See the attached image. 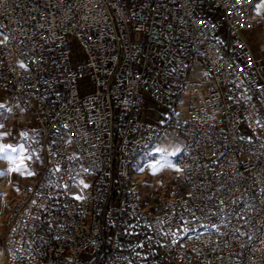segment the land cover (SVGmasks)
Here are the masks:
<instances>
[{"label":"built area","instance_id":"2783aa9c","mask_svg":"<svg viewBox=\"0 0 264 264\" xmlns=\"http://www.w3.org/2000/svg\"><path fill=\"white\" fill-rule=\"evenodd\" d=\"M253 6L0 0V92L36 134V175L5 213L0 264H264ZM172 129L181 171L143 188L153 161L136 167L138 155Z\"/></svg>","mask_w":264,"mask_h":264},{"label":"rangeland","instance_id":"374dc122","mask_svg":"<svg viewBox=\"0 0 264 264\" xmlns=\"http://www.w3.org/2000/svg\"><path fill=\"white\" fill-rule=\"evenodd\" d=\"M0 37H2L1 33ZM198 67V63L194 62L191 66V72H198ZM0 104L4 105V108L0 109V124H3V128H0V145H12L13 147L17 148L23 145L25 149L24 156L26 157L29 153L32 154V150L36 147V134L34 123L29 111L22 104L13 99L11 95L5 94L3 92H0ZM152 104L153 103H149V106H152ZM172 131L167 133L174 142V144L169 146L167 150L169 153L174 152L177 148L180 150L181 142L179 141L182 140L180 135H178L177 133H173ZM5 133L7 135H3ZM160 157L161 154L155 153L154 146L152 145L139 153L138 160L135 166L137 167L139 164L147 160H152V164H157V161L163 163ZM177 158L178 152L176 153V155H169L167 157V159L174 165L173 168H161L157 166V170L155 171V173H153V169L150 168V171H148L146 174L140 175V184L143 186V188L147 187L152 182L153 175L166 177V175L175 172V161ZM27 160L28 159H24V165L28 170H30L26 166ZM155 160L156 162H154ZM10 166L11 165L9 164V161L7 159H0V171H4ZM164 168L167 169L166 175L163 172ZM30 178L31 177L25 178L24 176L15 173H8L4 177L0 178V193H3V195H0V229L2 228V225L4 223L5 213L18 192L17 189L19 190L25 183L30 180ZM180 183H183L182 179H180Z\"/></svg>","mask_w":264,"mask_h":264},{"label":"snow or ice","instance_id":"6c2138e0","mask_svg":"<svg viewBox=\"0 0 264 264\" xmlns=\"http://www.w3.org/2000/svg\"><path fill=\"white\" fill-rule=\"evenodd\" d=\"M20 67H24V65L20 64ZM3 108H4V105L0 104V109H3ZM257 123H260V121H257ZM0 128H3V124H0ZM3 135H7V134L5 133ZM22 135H26V134H22ZM179 151L180 150L177 148L174 152L169 153L167 149L165 148H161V147L155 148L154 152L161 154L160 159L163 161V163H160V161H157V164L149 165V167L153 169V173H155V171L157 170V166L161 168L162 167L173 168L174 165L167 159V157L169 155H176V153ZM24 152H25V149L23 145H21L19 148L13 147L12 145H6V146L0 145V159H7L9 161V164L11 165L6 170L0 171V178L4 177L8 173L19 174L21 176H24L25 178L33 177L36 175L35 172L28 170L24 165V159H29V160L32 159V154L29 153L25 157ZM175 170L178 172L181 171V169L179 168H175ZM56 171H59V169H56ZM141 171H143V169H141ZM80 183L83 185L84 188L89 187V185H87L83 181H80ZM0 195H3V193H0ZM73 198L76 200L82 199V197L79 195H76ZM33 203H35V201H33ZM173 235L175 234L173 233Z\"/></svg>","mask_w":264,"mask_h":264},{"label":"crops","instance_id":"0c3cea01","mask_svg":"<svg viewBox=\"0 0 264 264\" xmlns=\"http://www.w3.org/2000/svg\"><path fill=\"white\" fill-rule=\"evenodd\" d=\"M250 18L253 22V26L251 29L245 31L244 35L248 43L252 47L253 51L264 59V0H254V6L251 10ZM172 132L177 133L176 131H172ZM166 138L171 139V137H169V134L167 133L161 135L153 144L154 149L157 147H161L168 150L169 145L167 146L164 145Z\"/></svg>","mask_w":264,"mask_h":264},{"label":"bare ground","instance_id":"6f19581e","mask_svg":"<svg viewBox=\"0 0 264 264\" xmlns=\"http://www.w3.org/2000/svg\"><path fill=\"white\" fill-rule=\"evenodd\" d=\"M174 144V142H173V140L172 139H170V138H166L165 139V142H164V145L165 146H167V145H169V146H171V145H173ZM163 172L165 173V175H166V173H167V169H163ZM168 175H166V177H167ZM3 221V220H2ZM0 223H1V219H0ZM0 226H1V224H0ZM2 227H3V225H2ZM2 229V228H1ZM0 229V230H1Z\"/></svg>","mask_w":264,"mask_h":264}]
</instances>
